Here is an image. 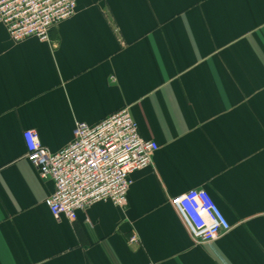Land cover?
Returning a JSON list of instances; mask_svg holds the SVG:
<instances>
[{"label":"crops","instance_id":"0c3cea01","mask_svg":"<svg viewBox=\"0 0 264 264\" xmlns=\"http://www.w3.org/2000/svg\"><path fill=\"white\" fill-rule=\"evenodd\" d=\"M50 36L0 24V264H264V0H77ZM126 107L159 145L127 206L55 219L24 131L56 152ZM194 188L232 226L208 243L171 204Z\"/></svg>","mask_w":264,"mask_h":264},{"label":"built area","instance_id":"2783aa9c","mask_svg":"<svg viewBox=\"0 0 264 264\" xmlns=\"http://www.w3.org/2000/svg\"><path fill=\"white\" fill-rule=\"evenodd\" d=\"M77 0H0V24L11 38L36 37L51 41V30L72 17ZM27 160L44 180H52L54 192L47 205L57 220L77 219L97 202L118 207L128 204L131 175L153 164L158 143L143 138L128 107L97 124L77 122L72 141L59 151H50L34 129L24 131ZM213 196L194 188L171 199L194 242L208 243L231 229V223ZM137 241L136 235L130 242Z\"/></svg>","mask_w":264,"mask_h":264}]
</instances>
